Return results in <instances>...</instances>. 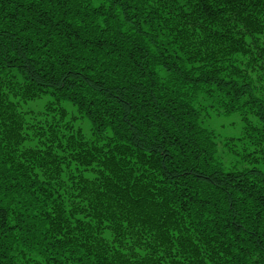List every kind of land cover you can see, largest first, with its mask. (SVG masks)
I'll return each mask as SVG.
<instances>
[{
	"label": "trees",
	"instance_id": "obj_1",
	"mask_svg": "<svg viewBox=\"0 0 264 264\" xmlns=\"http://www.w3.org/2000/svg\"><path fill=\"white\" fill-rule=\"evenodd\" d=\"M259 83L264 0H0V264H264ZM41 97L105 136H67L99 182L28 145ZM212 114L244 118V162Z\"/></svg>",
	"mask_w": 264,
	"mask_h": 264
},
{
	"label": "rangeland",
	"instance_id": "obj_2",
	"mask_svg": "<svg viewBox=\"0 0 264 264\" xmlns=\"http://www.w3.org/2000/svg\"><path fill=\"white\" fill-rule=\"evenodd\" d=\"M261 88L264 89V87ZM47 100V97H41L35 101L24 102L21 110L19 109L24 116H28L26 122L28 123L29 129L26 130V133L29 138H32L28 145L37 148L36 150H38L41 155L44 154L46 149L56 151L60 163L63 162L62 166L70 168L66 173L73 176V183L75 186L78 185V181L75 177L77 171L84 175H88L99 182V176L102 177L103 175L102 169L99 170L93 163H90L89 165L91 166H89L77 161L75 159L76 157L73 156V153L72 156H70L71 153L68 148L67 136L70 135L75 140L84 138L89 145H91L92 141L96 140L97 146H105L104 138H102L105 136H93L90 122L86 118L78 115L72 107H68L69 110L66 108L68 112L65 116L58 115L56 112H51V108H46L48 105ZM26 111H30L33 115L28 114ZM211 116L212 117L209 118L206 117L205 120H203V124L209 126L214 134L217 152L221 162L226 168H232L235 165L244 162L245 157L242 156L241 146H247L246 152L251 148L246 142H242L238 137L241 135V130L245 125L244 118L239 114H232L230 116L212 114ZM46 119L49 122L53 121L52 124H46ZM54 126L64 128L63 131L65 132L56 130ZM60 137H62V146L66 147L64 151L57 148L58 142L56 139ZM69 162L71 164H69ZM76 165L83 168L86 172L77 169Z\"/></svg>",
	"mask_w": 264,
	"mask_h": 264
}]
</instances>
